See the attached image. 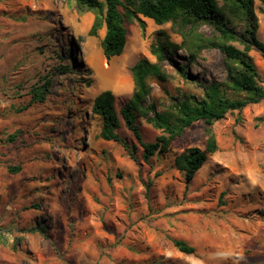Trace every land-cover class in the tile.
<instances>
[{
  "label": "rangeland",
  "instance_id": "obj_1",
  "mask_svg": "<svg viewBox=\"0 0 264 264\" xmlns=\"http://www.w3.org/2000/svg\"><path fill=\"white\" fill-rule=\"evenodd\" d=\"M253 1L264 43V6ZM95 17L73 0H0V264H264V100L212 125L195 122L146 162L120 115L135 92V64L156 63L160 40L174 45L163 64L168 81L150 78L144 102L163 111L202 98L203 86L227 81L237 63L219 49L196 50L218 37L209 24L180 30L141 15L126 23L123 54L108 60L105 27L90 35ZM245 25L235 18L231 26L241 32ZM247 54L264 88V58ZM37 89L43 94L35 96ZM106 90L134 158L101 138L103 120L92 108ZM151 116L137 118L145 142L163 134ZM209 131L218 149L187 184L175 159L205 149Z\"/></svg>",
  "mask_w": 264,
  "mask_h": 264
},
{
  "label": "trees",
  "instance_id": "obj_2",
  "mask_svg": "<svg viewBox=\"0 0 264 264\" xmlns=\"http://www.w3.org/2000/svg\"><path fill=\"white\" fill-rule=\"evenodd\" d=\"M80 9L95 13V22L90 31L91 36L105 27V36L101 47L104 56L109 60L123 54L127 45L128 30L126 23L137 19L138 15L151 19L157 25L171 23L180 30L189 27H198L200 24H209L218 37L205 39L195 45L197 51L203 49H219L226 60L237 63L228 67L227 81L213 82L203 86L202 98H184L178 100L171 107L159 111L154 103L144 106L147 97L152 93L148 84L150 78L161 82L168 81V74L163 64L170 61L172 54L171 43L159 41L153 47L152 54L157 58L156 63L147 59L138 61L132 69L135 92L133 97L120 111L126 127L133 133L140 147L143 149V158L148 162L157 154L166 153L173 141L195 122L203 120L212 125L223 119L231 111H240L249 104H256L264 100V88L258 84V71L251 62L248 52L256 50L264 58V43L257 39V17L254 11L253 0H73ZM222 1L223 5L219 4ZM264 6V0H259ZM122 9V11H121ZM235 18L246 21L241 32L232 27ZM143 31L146 23L138 20ZM239 42L245 52L228 44ZM186 46V44H185ZM194 56V55H193ZM182 77H187L183 67H177ZM35 96L43 94L37 89ZM227 92L233 95L245 94L243 99H232ZM95 115L103 120L101 138L107 141L122 143L132 155L131 145L118 134L121 126L120 115L116 111L114 94L109 91L100 93L92 108ZM143 113L148 122L162 135L154 142H145L141 132L138 115ZM217 141L214 134L208 132L205 149L198 147L188 148L175 159V167L185 174L186 183H190L196 173L203 167L209 155L217 151ZM134 158V157H133ZM19 170V169H17ZM175 247L184 254H194L195 248L184 241H175Z\"/></svg>",
  "mask_w": 264,
  "mask_h": 264
}]
</instances>
